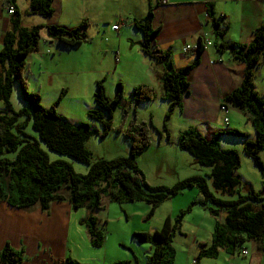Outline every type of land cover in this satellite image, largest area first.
<instances>
[{
  "label": "trees",
  "instance_id": "1",
  "mask_svg": "<svg viewBox=\"0 0 264 264\" xmlns=\"http://www.w3.org/2000/svg\"><path fill=\"white\" fill-rule=\"evenodd\" d=\"M6 5L13 8V14L10 16L11 29L2 36L0 49V103L3 105L0 110V155L13 154V158L0 159V200L16 209L39 205L45 210L51 201L63 200V192L60 190L64 187L68 192L67 200L74 210L86 208L95 212L100 208L102 195H105L118 204L149 205L151 215L155 208L165 201L183 191L196 189L200 199L175 218L165 217L160 230L151 235L132 234L139 243L151 246V253L145 264H175L173 239L183 236L182 220L194 206L206 210L215 222L210 243L198 245V261L216 259L221 250L227 254H241L244 251L243 245L250 241L264 247V164L258 156L264 149V102L252 84L253 68L264 60V24L253 32L248 44L228 43L223 37L229 22L225 20L226 17L217 20L213 18L212 5H208L212 31L219 39V43L215 45L216 50L219 53L229 51L233 58L244 66L240 87L226 95L223 101L225 105L246 115L254 130V138L248 139L246 134L237 130H226L215 133L207 140L196 129L185 130L178 135L175 145L180 151L191 155L197 165L210 169L207 175L210 185L203 177L192 176L176 182L169 188L151 187L135 163L137 156L150 145L148 126L143 122L137 123L135 119L127 120L125 109L122 110L123 120L119 126L114 127L111 120V109L123 96L122 84H115L114 96L109 100L104 87L105 79L96 81L93 93L95 108L89 109L86 116L101 126V136L116 131L128 139V156L111 160L96 159L92 162V154L84 148V143L94 129L89 124L68 122L55 113L54 105L48 109L43 108L40 96L26 90V58L38 49L41 27H23L16 0H6ZM28 6L30 14L43 18H49L54 13L53 0H28ZM151 20L150 8L143 22H136L134 27L143 36L141 52L162 67L161 85L163 99L169 102L166 115L168 117L175 110L181 112L182 100L189 92L188 78L198 64L203 45L199 40L194 50L197 58L193 63L181 69H174L171 53L153 45L157 31L151 28ZM88 27L89 22L82 20L71 29L49 25L46 31L51 40L64 47L74 48L86 42ZM14 83L18 87L20 99L25 104V108L19 111H14L10 104ZM65 93L66 89H62L56 101L64 97ZM131 96L134 106H137L154 101L156 94L151 86L139 85L131 89ZM28 123L36 133L37 139L24 131ZM223 136L244 140L242 151L260 173L263 183L261 193L248 191L247 195H238L236 199L223 197H233L240 184L238 176L234 174L239 166L237 153L220 147L218 139ZM166 139L169 142L168 133ZM40 144H43L48 152L65 155L87 165L88 172L80 175L63 161H49L48 154L40 148ZM101 183L105 185L101 186ZM98 184L100 187H97ZM255 205L259 207H254ZM82 223L87 228L91 246L99 247L103 237L96 230V219L90 216ZM23 259V252L15 251L8 243L0 252V264H21ZM62 264L80 263L66 257ZM110 264L138 262L119 260Z\"/></svg>",
  "mask_w": 264,
  "mask_h": 264
},
{
  "label": "crops",
  "instance_id": "2",
  "mask_svg": "<svg viewBox=\"0 0 264 264\" xmlns=\"http://www.w3.org/2000/svg\"><path fill=\"white\" fill-rule=\"evenodd\" d=\"M208 5H212L213 18L217 20L226 17L225 20L229 22L223 37L228 43L248 44L253 32L264 24V0H53L54 13L49 18L30 14L28 0H16L22 26L41 27L38 49L27 56L26 63L29 71L39 72L43 76L45 67L51 63H54L55 68L50 73L60 77L76 74L79 63L86 64L88 72L94 71L97 75L95 82L117 78L116 81L126 84L127 90L130 91L139 85H149L155 91V100L165 101L161 85L162 67L141 52L143 36L135 29L134 24L143 22L151 8V28L157 31L153 45L171 53L174 69L184 68L196 60L197 55L193 49L187 52L182 49L186 45L197 46L201 40L203 51L188 78V95L182 100L181 112H175L177 111L176 115L181 121L177 129L178 135L191 128L210 140L215 133L224 131V128H234V111L239 113V117H244L243 120L246 116L225 105L223 101L226 95L240 87L244 66L235 60L229 51L219 53L216 50L214 44L219 43V39L212 44L209 38L213 31L207 12ZM6 8V0H0V49L2 36L11 29V17ZM82 20H87L89 27L86 42L79 46L64 47L47 35L46 27L49 25L71 29ZM115 25H118L116 31L111 29ZM204 40H208V44ZM69 55L78 60L67 58ZM98 56L104 62L109 60L111 66L94 70V61ZM74 64L77 65L75 68ZM120 72H123V77H117ZM43 76L40 75L39 78L42 79ZM252 84L264 102V60L253 68ZM37 88L42 91L43 84ZM68 92L67 86L65 95ZM222 107L225 109L222 110ZM225 119L227 122H224ZM157 145H161L160 140ZM136 164L139 167L137 161ZM67 197L68 192L64 191L63 200L51 201L45 210L39 205L16 209L0 200V252L8 243L15 251L23 252L24 259L21 264H62L66 257L80 264L131 261L129 255L120 251L110 255L107 251L95 252V249H102L105 242L101 248H93L87 228L82 222L90 216L96 218L98 214L86 208L74 210ZM196 208L201 207H192L189 214ZM212 218L209 222L204 216L200 217L193 237L197 248L192 260H195L196 264H245L249 253L243 256L227 254L224 250L219 252L216 259H196L198 245L201 244L197 243L196 234L200 231L212 234L215 223ZM252 260L251 256L250 264Z\"/></svg>",
  "mask_w": 264,
  "mask_h": 264
},
{
  "label": "rangeland",
  "instance_id": "3",
  "mask_svg": "<svg viewBox=\"0 0 264 264\" xmlns=\"http://www.w3.org/2000/svg\"><path fill=\"white\" fill-rule=\"evenodd\" d=\"M209 38L212 44L215 40L218 41V38L215 37L214 34H209ZM77 56H79V58L81 57L80 55ZM67 58H71L73 61L78 60L72 55H69ZM97 58L98 59L94 61V70H100L111 66L109 60L104 62L103 59H100V56ZM76 66V64L73 65L74 68ZM53 68H55L54 63H51L47 68L45 67L44 76L39 72H31L27 68L26 73H24V79L27 84L26 90L28 93L38 94L41 98V106L43 108L48 109L54 105L55 113L68 122L72 124H89L90 127L94 129L92 135L84 143V148L92 154V162L96 159L111 160L119 157H127L129 152V140L124 138L121 133H116V131H111V133L101 136V126L96 122L90 121L86 116L89 109L95 108L93 103L94 83L95 77H97V75L94 74L95 72H88V66L79 63L76 74L60 77L50 73ZM40 75L43 76L42 79L39 78ZM117 75H119V73H117ZM117 77H123V72H120V75ZM116 79L117 78H107L106 82H104L105 92L107 89L106 96L108 95L107 98L109 97V100L114 96L115 84L117 83ZM40 84H43L42 91L37 88ZM67 86L69 87V92L59 101H56L60 95L61 89H67ZM122 86L123 96L122 99L112 107L111 120L114 127L119 126L123 120L122 110L125 109L128 115L127 120L130 121L131 119H135L137 123L143 122L148 126L150 145L145 152L137 156L135 163L137 161L139 169L143 172L149 186H164L169 188L176 182L192 176L203 177L208 185H210V181L207 179L210 169L193 163V157L186 152L180 151L175 145L178 135L177 129L180 127L179 125L181 122L180 119H178V115H176L177 111H174V113L166 117L169 109V102L160 99L134 106L131 91L127 90L126 84H122ZM10 104L14 111L25 108V104L20 99L19 90L15 83L12 85ZM2 109L3 105L0 103V110ZM238 114L237 111H234L232 117V125H234V128L231 127L229 130H237L247 136L250 135L248 139H253L254 130L251 124L246 120L247 117L243 120L242 118L244 117L241 118ZM21 121L22 118H20V122ZM126 127L127 125L125 124L124 128ZM95 130L96 132H94ZM24 131L37 139V135L31 129L30 123L25 125ZM224 131H226L225 128ZM224 131L222 130L219 132ZM167 133L169 135V142L166 139ZM159 140L161 141V145H157ZM243 143V139L228 136H223L219 139L220 147L235 151L239 159V166L234 174L238 176L240 184L235 189L234 196H223L225 199H236L238 195H247L248 191L261 193L263 189L260 173L254 166L252 160L243 154ZM40 148L48 154L49 161H63L69 164L75 173L80 175H84L88 172L87 165L79 163L65 155L48 152L43 144H40ZM258 156L264 164V149L258 153ZM12 158L13 154L3 153L0 155V159L10 160ZM104 185V183H101V186ZM97 187H100V184H98ZM60 191L64 193L67 189L62 187ZM198 199H200V195L196 189L186 190L156 207L150 215L151 207L149 205L144 203L118 204L111 201L107 196L102 195L100 208L95 211V213L98 214L95 219L96 230L102 235V244L105 242V245L102 249H95V252L101 250V253H103L107 251L110 255L120 251L129 255L131 262L137 261L138 264H145L147 257L151 253V246L145 243H139L132 234H153L154 231L160 230L166 216H169L171 219L175 218L181 211H185ZM254 207L259 206L255 205ZM194 212L192 214H187L183 218L184 220H182L181 232L183 236H176L173 240L175 264H188L192 262L194 258L193 255L197 248V244L193 241V237L195 236L194 233H196L200 217L204 216L208 221L212 218L207 211L201 208H196ZM196 235L198 236L197 243L206 244L211 241V234H208V232L200 231ZM102 244L97 248H101ZM242 249H246L247 253H249L245 264H250L249 259L251 256L253 258L251 264H264V247H261L260 244L250 241L245 243Z\"/></svg>",
  "mask_w": 264,
  "mask_h": 264
},
{
  "label": "built area",
  "instance_id": "4",
  "mask_svg": "<svg viewBox=\"0 0 264 264\" xmlns=\"http://www.w3.org/2000/svg\"><path fill=\"white\" fill-rule=\"evenodd\" d=\"M237 1H244V0H237ZM249 1H257V0H249ZM6 12L8 13L9 16H11L13 14V8L11 6H7ZM111 29L114 31L118 30V25L112 26ZM204 42L206 44H208V40H204ZM192 49L195 50L196 46L192 47L190 45H186V46H184V48L182 50H183V52H187V51L192 50ZM221 109L224 110L225 108L222 107ZM224 122H227V120L225 119ZM241 255L246 256L247 252L244 250V251H242ZM190 264H196V261L192 260V262Z\"/></svg>",
  "mask_w": 264,
  "mask_h": 264
}]
</instances>
